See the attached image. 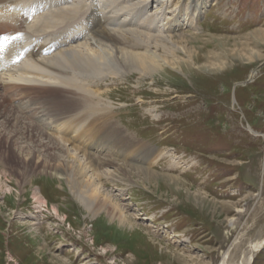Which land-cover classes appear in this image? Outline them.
I'll return each mask as SVG.
<instances>
[{
	"label": "rangeland",
	"instance_id": "rangeland-1",
	"mask_svg": "<svg viewBox=\"0 0 264 264\" xmlns=\"http://www.w3.org/2000/svg\"><path fill=\"white\" fill-rule=\"evenodd\" d=\"M191 1L148 0L147 10L163 29L168 18L182 23ZM165 33L175 49L158 53L168 65L101 89L126 135L165 152L152 169L177 179L108 182L134 225L118 226L89 215L50 174L18 186L17 164L0 150V264H218L244 222L250 235L264 226V0H208L193 27ZM251 264H264V243Z\"/></svg>",
	"mask_w": 264,
	"mask_h": 264
},
{
	"label": "bare ground",
	"instance_id": "bare-ground-1",
	"mask_svg": "<svg viewBox=\"0 0 264 264\" xmlns=\"http://www.w3.org/2000/svg\"><path fill=\"white\" fill-rule=\"evenodd\" d=\"M28 2L0 0L1 35L23 32L44 43L47 35L57 38L81 27L87 33L75 40L66 36L48 56L31 51L18 64L0 65L1 156L17 164L18 186L34 174H50L65 182L92 217L104 212L118 226L133 227L114 197L122 195L121 188L130 185L131 177L145 183L177 178L152 169L165 152L125 134L102 101L101 87L124 74L143 78L168 65L158 53L159 48L168 53L175 49L165 32L184 24L193 27L208 0L185 4L180 9L186 12L182 23L168 18L163 29L157 28L159 17L148 13V0H72L26 21L21 8ZM108 182L122 186L118 194L105 191ZM261 185L264 188V166ZM34 196L38 204L47 202L40 193ZM261 200L255 202L259 209ZM52 209L58 214V207ZM235 211L239 215L244 209ZM237 219L229 217L228 225ZM244 224L218 264H251L264 243V226L258 225L250 235L248 222ZM246 236L250 241L242 242Z\"/></svg>",
	"mask_w": 264,
	"mask_h": 264
}]
</instances>
